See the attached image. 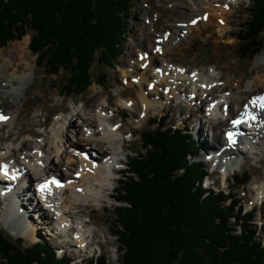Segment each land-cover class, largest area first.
I'll use <instances>...</instances> for the list:
<instances>
[{"label":"trees","instance_id":"16d2710c","mask_svg":"<svg viewBox=\"0 0 264 264\" xmlns=\"http://www.w3.org/2000/svg\"><path fill=\"white\" fill-rule=\"evenodd\" d=\"M133 7L134 0H0V48L31 32L39 65L51 75L65 71V96H82L93 82L102 85L93 80L95 62L111 66L124 52ZM241 31L242 51L254 58L264 48V0H253ZM161 121L142 134V150L119 180L118 263L264 264L256 211L231 193L207 189L208 169L193 160L200 152L192 136ZM0 257V264H70L44 242L25 248L2 231ZM87 264L110 263L102 255Z\"/></svg>","mask_w":264,"mask_h":264},{"label":"rangeland","instance_id":"374dc122","mask_svg":"<svg viewBox=\"0 0 264 264\" xmlns=\"http://www.w3.org/2000/svg\"><path fill=\"white\" fill-rule=\"evenodd\" d=\"M241 2H243L242 5L236 4L231 6V9L227 10L228 18H222L225 24H221L218 16L224 8H227V6L221 4L222 2L217 3L214 0H134V7L133 10L130 11L129 24H127V35L123 45L124 52L117 62L111 66L100 65L98 60L95 62L91 71L93 80H100L102 85L93 82L87 93L82 96H65L64 92L67 91L65 88L67 86L68 74L63 70L57 75L49 74L44 67L39 65L38 56L31 51L28 52L27 56L29 60H32V65L34 67L33 74H35L31 87L22 97L23 99L20 100L14 101V99L10 97L0 95L1 112L12 115V120H8L6 123L0 125V137L4 140L0 142V146L4 149L3 153H8L6 145H4L5 142H11L14 147L23 139H29L38 144L41 136L47 141V149L44 150L43 155L48 156V153H50L49 151H52V148L58 143L54 131L59 129L63 119L75 110L77 116L73 126L77 124L76 128L78 132L81 133V130L84 129L82 124L84 115L81 109L87 108L88 102L96 95L99 94L98 98H100L99 92L101 89H104V93L108 98V106L106 105V107L110 108L112 106L110 109L118 107L121 112L120 115H113V119L116 122L122 121L123 128L126 127V131H130L129 133L131 135L129 138L131 141L125 142L123 151L121 148L116 151L120 158L127 161L134 158L136 156L135 152H140L142 150V134L151 129H156L160 125L162 119L163 123L171 125L176 129H182L185 133L190 134L192 136L191 138L196 142L200 152L197 159L203 161L205 163L204 166H206L209 171L208 178L210 179L207 180L206 185L214 186L217 192L226 191L233 196H237L238 200L245 205L244 209H246V211H250L252 207L255 206L257 214L253 222H255L257 226V239L264 244V202L263 198L260 196L261 192L257 190L258 188L264 187V162L258 163L253 158L250 151L246 152V154L244 153L245 157L242 159L244 163L240 167L239 172L233 173L225 184L220 177L221 175L218 173L217 166L208 163L206 158H204L206 154L203 153V150L201 151L202 146L194 130V127L197 126V128L203 130L205 141L206 137L208 140L211 139L213 130L209 128V122L213 120H210L203 114L206 107L205 105H208L211 100L205 99L201 104L191 102V99L194 101L196 100V98H192V96L195 95V89L192 85L190 86L189 82H185L188 76L183 78L184 83H182V81L177 80L175 75L169 74L166 78V82H163L166 83L168 87H166V85H159V89H156L157 86H155V89H149L147 82H145V85H141L140 89L137 85L134 86V84H132L133 81L130 79L132 78V74L133 76H138V74L147 73V78L149 77V80L153 79L156 82L160 78L159 74L157 77V74H155L156 72L153 73L147 69L138 71L132 66H134L137 59H139L138 57H140V62H144L145 60V63H149V65L152 63V60L158 58V63L161 68L157 70L160 73L163 71L164 64L162 65V62L165 63V67L167 62L170 61L171 64L168 65L172 66L173 69L176 67H179V69L185 68L189 72L203 69L212 72V74H220L218 81H223L214 89L215 94H212V98H218V96L222 95V92H224V94L226 92L225 96L231 97L230 100L233 101L236 98L235 94L240 92L241 89V92H243L248 85H252L253 88V83L257 75L256 67L263 66L264 68L263 57L261 62H256L258 56L264 52V48L259 54L255 55L254 58H249L244 55L242 51L243 47L241 46L242 41L239 36L242 34V27L249 21L253 0H243ZM212 4L217 11L211 14V23H207V20H204L206 24H203L201 15L205 11L208 14L209 11L212 10ZM181 15L184 17H181ZM180 18L182 20L186 19L187 22L193 18L200 19L198 23L194 24V26L198 25V28L195 29L194 32L190 31L189 33L191 34H188L189 36L183 38V40L178 38L180 35H182V37L186 35V32L182 34V32L178 30V20H180ZM220 28H223V30ZM225 28H228L227 31H230L222 35V33L226 31ZM181 30L183 31V29ZM148 33L153 34L151 40L147 42L149 45H145V47L141 46L142 43H146L145 39ZM31 34L32 33L29 32L27 35L30 37L29 44L31 41ZM164 34L170 37V40L164 45V48L165 50H170L171 53L168 54V56L153 55L151 49L153 48L156 37L158 40H161ZM25 37L23 39H25ZM23 39L9 42L7 46L0 48V52L2 51V53L9 58L11 55L8 56L7 54L13 47H25V44L22 43V41H24ZM159 46L161 47L160 43ZM143 51L147 53H143ZM148 57H150L149 60ZM121 70H126V72L130 71L129 73L135 70L138 74L127 73L125 77H129V80H126L123 78ZM102 74L105 75V78L101 76ZM222 75L224 77L221 79L220 76ZM204 79L206 80L207 78ZM240 80H242L241 83ZM126 81L129 82L127 83L129 86H127ZM223 83L225 86H223ZM238 86H240V88H237ZM178 88H185V91L181 92ZM153 91H157V93L152 94L151 92ZM186 91L187 93H185ZM48 92L50 93L48 94ZM142 92L145 93L146 101H148L149 104L153 102L155 104L154 106L150 104L149 107L142 103V99H139V95ZM167 92L169 96L166 94ZM199 96H201V93H199L197 97ZM120 99L125 101L130 99L127 101L132 102V104L134 101L135 111L131 109L128 110L126 106L119 107L118 103H121ZM137 102H139V105ZM141 114L147 115L148 118L145 120L146 122H144L143 126L136 128V126H138L136 121L141 118ZM222 118V116L220 118L216 117V123L221 124V122H228V120ZM206 122H208L207 125L205 124ZM96 124L97 123H95V125ZM69 126L68 124L67 127H65V133H67L68 136L63 140V145L65 144L67 147L72 143H76L78 136H81L78 135L77 132H73L72 128L70 130ZM95 128H97V126H95ZM68 132L70 134H68ZM29 134H33V136L29 137ZM8 137L10 139H8ZM122 139L123 138H121V140ZM68 141H72V143H67ZM78 147L80 148V146ZM217 148H220V146ZM217 148L212 149V151ZM67 149L70 151L69 148ZM210 149L211 148H209V150ZM243 149H245V147H243ZM53 158L55 160L57 159L56 157ZM125 168L117 175L119 178L122 177L121 172H123ZM55 170L57 169L55 168ZM246 173V178L250 177L251 181L249 184L243 186L242 181ZM79 184L82 185L81 182ZM113 185L117 190L119 187L118 180L114 181ZM94 192L98 193L99 191L94 189ZM69 193V191L65 192V195ZM115 195L116 192L114 193V196ZM1 199L2 198H0V230L4 232L2 218H5V215H2V211L5 206ZM96 203L91 201L89 205L83 206L81 210L73 209L72 212L74 213H68V215L83 219L94 231V238L92 237L91 244H89L92 253L88 256L92 257L94 250L95 255H106L108 261L111 264H115L118 262L120 256V244L118 243L117 237L114 236V233L117 231L115 225L117 222V214L115 208L118 203L114 199L105 197L104 195L100 201ZM68 205L70 206V204ZM7 216L8 219L5 218L4 220L6 224L8 220L10 221V219L13 218V215L10 213H7ZM14 220L16 226H18V232L24 233L23 238L26 240L23 242V246L25 248L31 247V245L38 240H40L39 242H46L53 250L58 247L59 244L64 245V242H67V244L69 243L68 240L66 241L54 237L52 234L50 236L48 229L43 228V230H41V227L39 231L35 230L28 221L30 220L29 216L28 220L24 217H20L19 220L18 217H14ZM41 226H48V223L44 222ZM49 226L51 225L49 224ZM5 232L4 233L8 237L16 240L15 238H17V236L14 238L11 236L10 232ZM75 250H77L75 247L67 248L70 264H84L86 260L90 259V257H88V259H82V256L76 257ZM68 256H66V258H68ZM1 260L0 257V262Z\"/></svg>","mask_w":264,"mask_h":264},{"label":"bare ground","instance_id":"6f19581e","mask_svg":"<svg viewBox=\"0 0 264 264\" xmlns=\"http://www.w3.org/2000/svg\"><path fill=\"white\" fill-rule=\"evenodd\" d=\"M214 1H216L217 3L222 2L221 3L222 5L227 6V8H224V10L218 16V19L220 20L219 22L221 24L222 23L225 24L222 18L223 19L228 18L227 10L231 9V6L236 4L238 5L243 4V2H241L243 0H214ZM216 11L217 9L212 4V10H210L208 13L209 18L207 20V23L208 22L211 23L210 21L211 14L215 13ZM204 14H206V11L202 13L201 15L202 18ZM181 17L184 16L181 15ZM202 18L201 21L203 22V24H206V22L202 20ZM193 20L194 18L188 20V22L186 19L182 20L180 18V20H178L179 21L178 30L182 32V34L183 32H186V35H183V37L182 35L178 37L181 38L180 40H183V38H187V36L191 34L189 33L190 31L194 32V30L198 28V25L194 26ZM181 29H183V31ZM220 29L223 30V28ZM225 29L226 31L223 32L222 35H225V33H228L230 31V30L227 31L228 28ZM152 36H153L152 33L146 34L145 42L147 43L149 40H151ZM162 39L163 40H161V42H158V39L156 37V40L153 44V48L151 49L153 55L168 56V54L171 53L170 50H165L164 48V45L168 43V40H170L169 35L164 34V37ZM23 40L24 41H22V43L25 44V47H15V48L13 47V49H11L7 54L8 56L11 55L9 58H7V56L4 55L2 51L0 52V95H3L5 97H10L14 99V101L23 99L22 97L31 87L35 77V74H33L34 67L32 65V60H29V57L27 56L28 52H30L29 49L30 37L26 36L25 39ZM146 43H142L141 46L145 47V45H149V43L147 44ZM159 43L161 44V47L159 46ZM144 51L143 53H147ZM262 57L264 58V52L258 56L256 62L257 63L261 62ZM149 59L150 57H148V60ZM156 60L155 59L152 60V63H150L149 65V63H145V60L144 62H140V60L137 59L134 66H132L135 68V70L138 71L147 69L152 71L153 73L156 72L155 74H157V77L158 74L160 77L156 82L153 79L149 80L148 79L149 77L147 78V73L138 74L135 70L131 72L134 74H138V76H133L132 73H129L130 71L126 72V70L125 71L121 70L123 74V78L129 80V77H125V76H127V73L132 74V78L130 79L133 81L132 84H134V86L137 85L141 89V85L143 86L145 85V82H147L149 87L153 85L154 86L153 89H155V86H157L156 89H159L158 88L159 85L160 86L166 85V87H168L167 84L163 82H166V78L169 76V74L175 75L177 80L182 81V83H184L183 78L185 76H188L189 79L185 80V82L189 81L190 85L191 84L195 85L196 88H198V85H201L203 87L201 90V96L197 97L195 101L191 99V102L201 104L205 99L211 100L204 110L206 114H208L211 117L220 116V115L224 116V113L220 112L219 107L223 105H228V109L230 110V116L232 114L233 117L230 118L228 122L222 123V125L217 124L216 121L209 122L210 123L209 128L213 130L211 139L208 140V138L206 137V141H205L203 130L197 128V126L194 127V130L196 131V136L199 137L198 139L200 141V145L202 146L201 151L203 150L204 154H211L212 149L217 148L218 146H220V148H217L216 152H218L222 147L225 148V151L222 153L221 156L222 157L221 159L225 162L219 161L216 165L217 168L218 169L220 168L223 172V182L225 184L228 181L227 178L228 175L233 171H235V169L238 166V164L234 162V159L236 158L243 159L245 157L246 152L250 151L251 154L253 155V158L258 163L264 162V111L260 110L259 108L251 107V101L253 100V98L264 96L263 66L256 67L257 75H256V80L253 83V88L252 85H248L243 92H241L242 91L241 89L240 92H237L235 94L236 96L235 100L231 101L230 100L231 97L225 96L226 92L225 94L224 92H222V95L218 96V98H212V94L215 93L214 89H216L219 86V83L223 81V80L218 81L219 79L218 77L220 74L219 75L218 74L216 75L215 73L212 74V72L203 69H201L200 71H195L194 74H190L192 73V71L190 72L186 71V69L184 68L179 69V67H176L175 69H173L172 66L168 65L171 64V62L168 60H166L168 62L165 67H164L165 63L162 62V65L164 64L163 71L160 73L157 70L158 68H161L158 63L159 59L156 58ZM153 76L155 78L154 74ZM205 76L209 78V82L207 80V82L205 83L204 81ZM220 77L222 79L224 76L222 75ZM241 81L242 80H240V83ZM127 83L129 82L126 81V84ZM127 86L129 85L127 84ZM223 86H225V84ZM237 88H240V86H238ZM178 89L181 92L185 91V88H178ZM198 92H200V89H198ZM49 93L50 92H48V94ZM99 93H100V98H98L99 94L96 95L88 102L87 108L81 109V112H83L84 115V118L82 120L84 129H82L83 131L81 130V133H79L78 129L76 128L77 124L73 126V124L75 123L74 120L76 119L77 116V112L75 110H73L69 114V116L63 119L62 125L59 127V129L57 128L58 130L54 131L58 143H56V146L53 145L54 147L52 148V151L51 150L49 151L50 153L47 152L49 154L48 156L43 155L44 150L47 149V143H46L47 141L41 136L38 144L34 143L29 139H23L21 142H18L16 147H14L13 144H11V142H5L4 145H6V149L8 153L9 154L11 153L10 158H12V160L14 161L16 160L18 162V165L20 164V166L26 171V177H28L25 178V181L23 182V186L22 185L15 186L17 189L16 193H13L15 198L14 199L12 198L11 201L13 200L16 201L14 203L9 202V204L11 205H7L5 208H3L2 211V215L3 216L5 215L6 219H8L7 213L13 215V218L10 219V221L8 220L7 224L6 222H4L5 218H2L3 230L10 232L12 237L17 236V238H19V237H23L24 234L18 232V226H16L15 224L16 222L14 220V217H18V220L20 217H24L25 219L28 220V216H29L30 220L28 221L31 223L32 227L35 230L39 231L42 227L41 230H43V228L48 229V231L50 232L49 234L50 236L51 234L53 236H56L60 233L64 234L66 240L69 241V243L65 245V249H67L68 247L69 248L75 247L77 249L88 247L87 250L89 251L88 243L91 242L92 237L94 236V231L92 227H90V225H87L86 221H84L83 219H78L76 217H73L72 215H68V213H74L72 212L73 209L81 210L83 206L89 205L91 201L94 203L100 201L103 195L111 199L114 198V193L116 192V190L113 185L114 182L113 178L114 176H116L115 175L116 172L113 170L116 169V166H118L119 168L123 163V159L120 158L118 152L116 151L119 148L123 149L125 146V142H127V140L131 137L129 133L130 131H126L125 129L126 127L123 128L122 121L116 122L113 119L114 118L113 115H120L121 112L119 111V108L115 107V109H110L112 106L110 108L106 107L108 98L107 95L104 93V89H101ZM151 93L154 94L157 93V91H153ZM185 93H187V91ZM166 94L169 96L168 92ZM139 99H142V103H144L149 107L150 104H152V106L155 105L153 102L149 104L148 101H146L144 92L140 93ZM127 100L125 101L120 99L121 103H118V106L119 107L126 106V108L135 111L134 101L132 104V102H128ZM137 104L139 105V102H137ZM245 104H249L250 107L252 109H255L258 113V118L256 122L253 124L254 132L253 133L247 132L246 136L242 134V132H240L239 133L240 141H238V143L236 144H233L231 142L226 143L225 137L222 136L221 131L223 128L229 126L230 121L232 122L233 120L240 118V112L244 110L243 108ZM6 116L8 117L7 120L9 119L12 120L11 117L12 115L7 114ZM147 118H148L147 115L141 114V118L138 121H136L138 124L136 128H140L141 126H143ZM4 121H0V125L3 124ZM95 123L97 124L95 125ZM207 123L208 122H206L205 124L207 125ZM68 124L70 125L69 126L70 130L72 128L73 132H77L78 135H81L78 136L76 143H72V141L70 142L68 141L67 143H72L69 147H67V145L65 144L63 145V140L68 136L67 133H65V127H67ZM95 126H97V128H95ZM69 132L68 134H70ZM28 136L32 137L33 134H29ZM244 137H247L245 138V140H248V142H246V145L242 146L241 148L239 146V142L242 143ZM121 138H123L122 139L123 141L121 140ZM8 139L10 138L8 137ZM1 141H4L2 137H0V142ZM78 146H80V148H84L85 152H89L92 155V161L86 160L84 158L85 157L84 154L81 155ZM243 147H245V149H243ZM67 148H69L70 151H68ZM209 148L211 149L209 150ZM3 150L4 149H2V147L0 146V162L1 161L7 162L6 160L7 154H4L5 152L3 153ZM73 151H78V152H73ZM53 157H56L58 160L57 159L55 160ZM54 160L56 161V163L60 161H64L61 167L64 172L61 170L60 172H62V174L64 173V176L66 175L68 177L72 176V173L69 172L68 168L72 167V164L79 163L81 168V177L79 180H74L72 183H70V185H68L71 187V190L70 193L67 195H65V193L58 192L54 187H51L50 193H41L39 187L40 184L37 185L39 187V195H42V202L39 203L38 201L33 199V197L30 194V191L34 189V187L30 186V188L29 187L27 188V186L28 184L31 183L32 178H34L38 183H42L46 181L47 180L46 176H48L55 169L54 166L56 163L54 162ZM112 162H116V164L114 165V168L111 170L109 167ZM0 182H4V181L0 180ZM79 182H81L82 185L79 184ZM78 187H84L82 193L76 192V189ZM94 189L98 190L99 192L95 193ZM20 190L22 194L19 196ZM257 190L261 192L260 196L261 198H263L264 187L258 188ZM52 197H56V198L51 199ZM1 198H4V201L7 202V200L11 198V195H7L5 197L2 196ZM68 204H70V206ZM19 208H22L20 212H18ZM37 216L39 217L37 218ZM51 220L55 223L54 226L52 225L49 226V223L48 226H44V227L41 226L43 225L44 222L47 223ZM58 249L62 251L61 247Z\"/></svg>","mask_w":264,"mask_h":264},{"label":"snow or ice","instance_id":"6c2138e0","mask_svg":"<svg viewBox=\"0 0 264 264\" xmlns=\"http://www.w3.org/2000/svg\"><path fill=\"white\" fill-rule=\"evenodd\" d=\"M193 23H195V21H193ZM251 107L252 108H259L260 110L264 111V96L253 98V100L251 101ZM7 119H8L7 116H4V115L0 114V121H4V120H7ZM256 119H257V117L255 115H253L251 111H246L243 114V117L241 119L233 121V123L238 125V124H240L242 122H245L246 120L255 121ZM228 137H229V141L234 144L235 143V139H234L233 133L229 132L228 133ZM4 171H5V174H7V166H5ZM12 178L15 179L14 176ZM52 184H56L57 186H61L59 184V182L56 181V180L47 181L44 184L40 185L41 193H50V191H51L50 185H52Z\"/></svg>","mask_w":264,"mask_h":264}]
</instances>
